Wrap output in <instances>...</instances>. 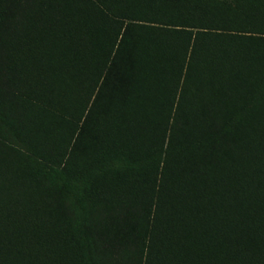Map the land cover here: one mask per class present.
<instances>
[{
	"label": "trees",
	"instance_id": "obj_1",
	"mask_svg": "<svg viewBox=\"0 0 264 264\" xmlns=\"http://www.w3.org/2000/svg\"><path fill=\"white\" fill-rule=\"evenodd\" d=\"M4 92L0 264H264V0H0Z\"/></svg>",
	"mask_w": 264,
	"mask_h": 264
},
{
	"label": "rangeland",
	"instance_id": "obj_2",
	"mask_svg": "<svg viewBox=\"0 0 264 264\" xmlns=\"http://www.w3.org/2000/svg\"><path fill=\"white\" fill-rule=\"evenodd\" d=\"M15 5L17 3H14ZM1 29H3L5 32H7L9 29L2 27ZM2 90V89H1ZM6 93H9L11 91L8 90L7 92V88L5 87V89L3 90ZM4 93H0V101H3L4 99H6V94ZM18 94V93H17ZM12 97V96H11ZM8 99V98H7ZM6 99V100H7ZM17 99V97H16ZM12 102L14 103V97H12ZM6 103L11 104V100L10 97L9 99L6 101ZM8 108V107H7ZM19 109V106L17 104V100H16V111ZM12 117L10 119H14V113H12L11 115ZM16 115V119H17ZM98 120L101 119V117H103V113H98ZM102 125V124H101ZM105 128V124L102 125ZM92 128V124L90 125L89 129ZM147 144L144 145V153H146L145 151V147ZM89 163L93 166V161L88 160ZM94 171V169H92ZM107 175V174H105ZM93 182L90 186H88L87 188L90 190H92L89 194H87L88 189L86 191H80L78 192L79 197L78 199L74 198L75 201H73V197L67 195L68 199L70 200L71 203L73 204H77V213H78V217L76 218V222L80 225L77 226V228L81 227V230L85 229L87 230V235L86 236H90L91 237H97V238H103L104 241L108 240H112L114 237L115 239L118 238V236H116L117 234H119L120 231H123L124 234H126L128 232L127 228L129 227V225L131 224L130 221H127V219H125L127 217V215L131 214V211H127V215L125 214L124 216L120 215L119 218L117 219H109V222H111L112 224L107 227V177H103V174L101 171H99L98 168H96L95 170V175L93 176ZM80 188V187H79ZM77 188V190L79 189ZM99 189V192H95L94 190ZM89 190V191H90ZM62 193V192H61ZM44 200H46L45 202H47L48 197H43ZM81 199V200H80ZM86 210V213H84L83 211ZM84 213L85 216H83L82 214ZM126 216V217H125ZM86 221L85 225L86 228L84 227V222ZM126 223L125 225L122 223ZM118 224V225H117ZM124 225V226H122ZM107 238V239H106ZM78 260H75V264H78ZM90 264H93L92 262H90ZM101 264H106V261H104V263L102 262Z\"/></svg>",
	"mask_w": 264,
	"mask_h": 264
}]
</instances>
